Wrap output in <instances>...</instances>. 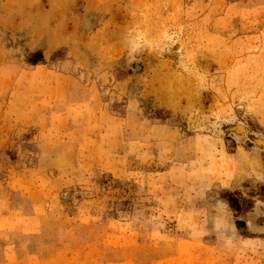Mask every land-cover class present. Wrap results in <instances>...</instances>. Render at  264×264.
Listing matches in <instances>:
<instances>
[{"label":"rangeland","instance_id":"374dc122","mask_svg":"<svg viewBox=\"0 0 264 264\" xmlns=\"http://www.w3.org/2000/svg\"><path fill=\"white\" fill-rule=\"evenodd\" d=\"M0 264H264V0H0Z\"/></svg>","mask_w":264,"mask_h":264},{"label":"trees","instance_id":"16d2710c","mask_svg":"<svg viewBox=\"0 0 264 264\" xmlns=\"http://www.w3.org/2000/svg\"><path fill=\"white\" fill-rule=\"evenodd\" d=\"M237 226H238L239 228H242V227H244V224L241 223V222H239V223H237Z\"/></svg>","mask_w":264,"mask_h":264}]
</instances>
